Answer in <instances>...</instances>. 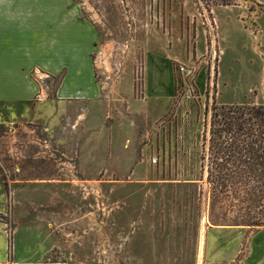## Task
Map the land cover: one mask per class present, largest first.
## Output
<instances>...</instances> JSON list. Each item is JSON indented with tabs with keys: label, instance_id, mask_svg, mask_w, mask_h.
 I'll list each match as a JSON object with an SVG mask.
<instances>
[{
	"label": "rangeland",
	"instance_id": "obj_1",
	"mask_svg": "<svg viewBox=\"0 0 264 264\" xmlns=\"http://www.w3.org/2000/svg\"><path fill=\"white\" fill-rule=\"evenodd\" d=\"M79 2L100 35L102 97L75 112L100 120L80 147L66 121L43 147L39 123L0 107L10 264H198L202 229L201 264H242L264 229V0Z\"/></svg>",
	"mask_w": 264,
	"mask_h": 264
},
{
	"label": "crops",
	"instance_id": "obj_2",
	"mask_svg": "<svg viewBox=\"0 0 264 264\" xmlns=\"http://www.w3.org/2000/svg\"><path fill=\"white\" fill-rule=\"evenodd\" d=\"M99 41L96 22L79 0H0V107L12 109L32 124L39 123L42 138H32L38 145L47 147L52 131L55 139L50 143L60 142L66 121V131L75 133L72 143L80 147L87 136L83 132L100 120L91 119L89 112H84L85 117L75 112L85 106L89 111L102 97L94 75ZM46 79H59L52 95L43 85ZM27 105H33V110H24ZM62 108L73 114L64 118ZM229 242L236 244L233 256L238 257L239 233L231 232ZM11 246L17 260L18 247L11 245L0 222V264H10ZM242 264H264V229L250 237Z\"/></svg>",
	"mask_w": 264,
	"mask_h": 264
},
{
	"label": "built area",
	"instance_id": "obj_3",
	"mask_svg": "<svg viewBox=\"0 0 264 264\" xmlns=\"http://www.w3.org/2000/svg\"><path fill=\"white\" fill-rule=\"evenodd\" d=\"M176 74L177 76H181V80L177 81V85H178V92L180 93L181 91H183V94L185 96V98L187 99H191L193 98V96H195V89L193 87V85H191V83H189L187 81V79H193L194 74L191 72L190 69L184 67V66H180L179 69L176 70ZM151 164L155 165L158 162V159L152 158L151 159Z\"/></svg>",
	"mask_w": 264,
	"mask_h": 264
},
{
	"label": "bare ground",
	"instance_id": "obj_4",
	"mask_svg": "<svg viewBox=\"0 0 264 264\" xmlns=\"http://www.w3.org/2000/svg\"><path fill=\"white\" fill-rule=\"evenodd\" d=\"M203 242H204V237H203V229H202V234H201V239H200V247H199V260H198V264H201L202 263Z\"/></svg>",
	"mask_w": 264,
	"mask_h": 264
},
{
	"label": "trees",
	"instance_id": "obj_5",
	"mask_svg": "<svg viewBox=\"0 0 264 264\" xmlns=\"http://www.w3.org/2000/svg\"><path fill=\"white\" fill-rule=\"evenodd\" d=\"M221 5H222V6H228L229 4H228V3H225V2H222ZM217 116H218V115H217L216 113H214V114L212 115V124H213L214 119H215Z\"/></svg>",
	"mask_w": 264,
	"mask_h": 264
}]
</instances>
